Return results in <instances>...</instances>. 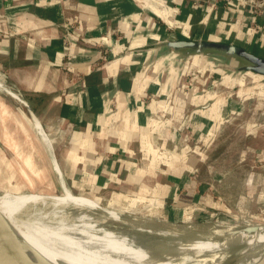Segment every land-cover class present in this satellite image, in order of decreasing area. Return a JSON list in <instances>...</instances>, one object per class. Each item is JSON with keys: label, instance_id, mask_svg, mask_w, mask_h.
<instances>
[{"label": "crops", "instance_id": "0c3cea01", "mask_svg": "<svg viewBox=\"0 0 264 264\" xmlns=\"http://www.w3.org/2000/svg\"><path fill=\"white\" fill-rule=\"evenodd\" d=\"M250 1L0 0V163L4 158L13 175L7 185L68 193L124 213L160 211L167 220L234 219L233 212L258 220L264 78L164 45L231 43L264 59V13L256 16ZM234 95L245 100H230ZM262 226L232 237L263 243L255 237L264 235Z\"/></svg>", "mask_w": 264, "mask_h": 264}, {"label": "bare ground", "instance_id": "6f19581e", "mask_svg": "<svg viewBox=\"0 0 264 264\" xmlns=\"http://www.w3.org/2000/svg\"><path fill=\"white\" fill-rule=\"evenodd\" d=\"M88 200L95 206L68 193L5 192L0 195V217L16 249L30 262L48 259L38 245L55 243L94 264H264V242L250 245L232 237L236 232L207 228L211 225L176 227L128 219ZM200 243L259 263L232 260Z\"/></svg>", "mask_w": 264, "mask_h": 264}, {"label": "rangeland", "instance_id": "374dc122", "mask_svg": "<svg viewBox=\"0 0 264 264\" xmlns=\"http://www.w3.org/2000/svg\"><path fill=\"white\" fill-rule=\"evenodd\" d=\"M220 63V62H219ZM219 63H217L219 65ZM228 63H233L234 67H239V64H236L235 62H230L228 61ZM226 64V62H222V67ZM242 74H246V75H250L252 76L253 74L251 73H246V72H241ZM246 75H243L245 77H248ZM255 77H259L262 78L261 76H257L255 75ZM238 79H240L239 81H244V77L241 78H237V82ZM248 79V78H246ZM228 86H230V84H228ZM1 91V89H0ZM3 91V88H2ZM4 93V92H1ZM6 93V91H5ZM4 93V94H5ZM7 95V93H6ZM9 96V95H8ZM242 95H234L233 98H230V100L232 101H244L245 99L242 98ZM12 98V97H11ZM19 99L22 100L21 97H19ZM13 100L21 103L20 101H18L17 99ZM2 161L4 162V164L0 163V195L2 193L8 192V193H12V194H18V193H30V192H26L23 191V187L21 184H17L15 187H9L7 185L9 180H12L13 175L9 174V167L6 164V160L4 158H2ZM21 176V175H19ZM16 180H18V183H21L18 175H16ZM32 194H39V193H32ZM262 197L264 195V191L263 189L257 190L256 191V196ZM75 196V195H74ZM85 198V197H83ZM88 199V198H86ZM95 202V201H93ZM99 205V204H98ZM101 206V205H100ZM100 210L110 213V214H114L113 212L109 211L107 207L101 206ZM138 208V207H137ZM113 210V209H112ZM115 211H117L118 213H121L124 217L128 218V219H133V220H139V221H146V222H154L157 224H169L172 226H176V227H181V226H185V225H189L191 227H201V226H207V225H226V226H236V227H242V226H246V225H264V215H263V211H264V204H260L258 205V207L255 208V217L256 221H244L241 219H236V218H240L241 217V213H235V218L231 219L230 217H226V216H207L204 214H200V215H196V217H194V219H190V217L188 215H185V217L182 218V216L177 215L175 218L171 219V220H167L164 216H160L161 213L157 212V211H150V212H139V213H124L122 212V210L120 209H116ZM152 213V214H151ZM116 214V213H115ZM118 216H121L119 214H117ZM247 216V215H246ZM234 231L232 232H236L237 234L243 232L246 233L245 231H241L240 228H236L233 229ZM248 234V233H246ZM38 247L40 248V251H42L44 253V255H46L48 257V259L46 260H41V261H36L33 263H37V264H94L95 262L84 258L82 256H79L77 254L72 253L69 249L60 246L58 244L55 243H48V244H42V245H38Z\"/></svg>", "mask_w": 264, "mask_h": 264}, {"label": "water", "instance_id": "95a60500", "mask_svg": "<svg viewBox=\"0 0 264 264\" xmlns=\"http://www.w3.org/2000/svg\"><path fill=\"white\" fill-rule=\"evenodd\" d=\"M172 51H183L187 55H206L239 64L236 72H246L264 78V59L231 43L210 42L203 40H171L164 43ZM233 65V63H231ZM24 104V102L22 101ZM258 226L242 227L240 230L254 233ZM264 231V225L261 227ZM0 264H37L26 260L16 249L0 217Z\"/></svg>", "mask_w": 264, "mask_h": 264}, {"label": "built area", "instance_id": "2783aa9c", "mask_svg": "<svg viewBox=\"0 0 264 264\" xmlns=\"http://www.w3.org/2000/svg\"><path fill=\"white\" fill-rule=\"evenodd\" d=\"M226 1L228 3H232V0H226ZM250 7L253 10V12H255L256 16H262L261 14L264 13V0H251L250 1ZM5 91H6V93L9 92L10 94H12L13 97H15V99H17L18 101H20L22 103V100L19 99V97H21V95L18 92H16L14 89L5 87Z\"/></svg>", "mask_w": 264, "mask_h": 264}]
</instances>
